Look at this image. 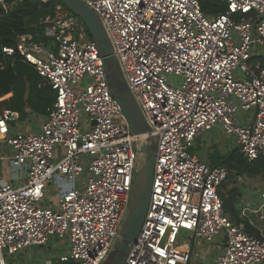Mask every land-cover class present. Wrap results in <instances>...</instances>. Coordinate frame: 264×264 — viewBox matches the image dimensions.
I'll list each match as a JSON object with an SVG mask.
<instances>
[{"label":"built area","instance_id":"obj_1","mask_svg":"<svg viewBox=\"0 0 264 264\" xmlns=\"http://www.w3.org/2000/svg\"><path fill=\"white\" fill-rule=\"evenodd\" d=\"M20 1L0 0V9ZM80 1L100 19L156 140L148 207L123 264H264V229L253 221L264 214L241 211L253 235L224 213L228 172L208 161L221 135L206 136L218 128L232 140L223 151L264 157V0H220L225 11L211 16L199 0ZM43 24L46 43L0 37L1 69L27 63L55 93L37 131L0 134V162L25 169L20 181L0 182V264H39L26 250L52 240L68 248L45 264H103L129 210L136 137L84 24L61 5ZM18 119L0 108V123ZM51 180L54 208L42 206Z\"/></svg>","mask_w":264,"mask_h":264},{"label":"trees","instance_id":"obj_2","mask_svg":"<svg viewBox=\"0 0 264 264\" xmlns=\"http://www.w3.org/2000/svg\"><path fill=\"white\" fill-rule=\"evenodd\" d=\"M199 3L201 10L207 16L223 13L226 9L225 3L220 0H199ZM57 5H61L71 14L59 0H52L47 4H43L40 0H22L15 3L12 9L6 13L0 9L2 43L12 46L20 36H30L34 42L46 43L43 21L47 16L54 15ZM87 38L92 40L88 33ZM41 81L35 69L22 61L13 67L8 66L4 69L0 67V98L12 94L1 104L10 110L20 112L21 115H23L22 111L26 105L34 113L41 116L46 115V109L55 101V93L47 85L40 86ZM210 161L212 166H222L228 172L219 190V195L223 200L224 213L235 224L244 222L250 234L259 235L256 228L250 226L246 219L243 220L240 217L242 206L238 204V199L241 196L238 190H229L226 193L225 191L228 185L235 184L238 176L264 175V157L249 162L239 152L238 148H232L225 154L214 149L210 155Z\"/></svg>","mask_w":264,"mask_h":264},{"label":"water","instance_id":"obj_3","mask_svg":"<svg viewBox=\"0 0 264 264\" xmlns=\"http://www.w3.org/2000/svg\"><path fill=\"white\" fill-rule=\"evenodd\" d=\"M59 1L72 15L84 23L90 38L96 43L100 56L103 58V66L110 93L120 105L131 132L136 137L137 161L129 210L113 249L103 262V264H123L133 242L138 236L148 207L156 140L149 135L150 128L123 79L118 61L112 54L110 40L98 16L80 0ZM92 124H95V122Z\"/></svg>","mask_w":264,"mask_h":264},{"label":"rangeland","instance_id":"obj_4","mask_svg":"<svg viewBox=\"0 0 264 264\" xmlns=\"http://www.w3.org/2000/svg\"><path fill=\"white\" fill-rule=\"evenodd\" d=\"M85 121V120H83ZM85 123V122H84ZM220 130L217 128L215 129V132L211 133L209 132L206 134L208 138L210 136H213L214 134L221 135L220 141H223L224 148H219L218 144H213L216 146V148L224 154L230 150H222L226 149L227 146L233 147L232 140L230 137H227L222 132L221 134L218 133ZM215 139L219 141V137L215 136ZM202 150V147H201ZM226 151V152H225ZM223 154V153H222ZM12 169L11 162H8L7 165L0 162V177L2 174H10ZM1 179V178H0ZM237 189L238 192L241 194L240 198L238 199V204L242 206L241 211L244 208L250 209V210H257L260 209L262 213L264 214V175L261 176H238L236 179L235 184H230L226 187V191ZM55 194H56V186L53 184V181H49L46 189H45V197L42 201V206L44 207H51L54 208L55 204ZM241 214V212H240ZM254 217V216H252ZM254 224H257L258 227L261 229H264V221L263 222H257L256 218L253 219ZM186 238H182L179 240V243L182 244ZM57 243V245H55ZM68 248L67 241L60 240L59 242H55L52 240L50 244L48 245V248L46 247H32L28 250H26V254L29 255L30 252L34 255H40V261L39 264H45V260H50L53 256L66 253ZM32 264H35V261L33 258H31Z\"/></svg>","mask_w":264,"mask_h":264},{"label":"crops","instance_id":"obj_5","mask_svg":"<svg viewBox=\"0 0 264 264\" xmlns=\"http://www.w3.org/2000/svg\"><path fill=\"white\" fill-rule=\"evenodd\" d=\"M11 96H12V94L10 93V94L4 95L0 98V108L5 107V108L9 109L5 105L1 104V102L7 100ZM24 108H29V107L26 105ZM24 108L22 111L23 115H21L20 112L15 111L19 114V119L17 120V122L9 123L8 125H6L5 123H2V122L0 123V134L4 133L5 131H8V130L11 131V129H13V130H26V131H37L39 129V126H40L41 122L44 120L46 115H44V116L38 115V114L34 113L30 108H29V112H25ZM12 111H14V110H12ZM220 139L221 138H219V141L217 140V143H216V144H218V147H220L224 144L223 141H220ZM198 143H200V141ZM200 145L201 144H199V147H201ZM224 146H226V145H224ZM214 149L215 150L217 149L216 146H214V145L209 148L208 161H210V155L213 153ZM6 153H4V154H6ZM7 155L10 156V153L8 152ZM12 169L13 170H11L10 174L9 173L8 174H2V176L0 177L1 183H12V182L20 181L21 179H23L24 174H25L24 168H22L20 165L13 164ZM55 198H56V194H55Z\"/></svg>","mask_w":264,"mask_h":264}]
</instances>
